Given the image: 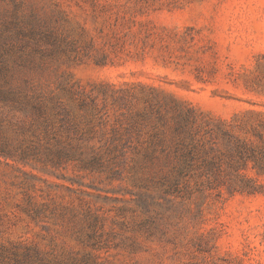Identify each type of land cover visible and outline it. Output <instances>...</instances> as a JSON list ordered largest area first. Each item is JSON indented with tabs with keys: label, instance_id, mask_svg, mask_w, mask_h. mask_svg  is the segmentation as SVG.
Returning <instances> with one entry per match:
<instances>
[{
	"label": "rangeland",
	"instance_id": "obj_1",
	"mask_svg": "<svg viewBox=\"0 0 264 264\" xmlns=\"http://www.w3.org/2000/svg\"><path fill=\"white\" fill-rule=\"evenodd\" d=\"M0 264H264V0H0Z\"/></svg>",
	"mask_w": 264,
	"mask_h": 264
}]
</instances>
